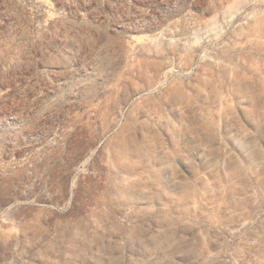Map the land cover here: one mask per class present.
Returning a JSON list of instances; mask_svg holds the SVG:
<instances>
[{
  "label": "rangeland",
  "instance_id": "rangeland-1",
  "mask_svg": "<svg viewBox=\"0 0 264 264\" xmlns=\"http://www.w3.org/2000/svg\"><path fill=\"white\" fill-rule=\"evenodd\" d=\"M0 264H264V0H0Z\"/></svg>",
  "mask_w": 264,
  "mask_h": 264
}]
</instances>
